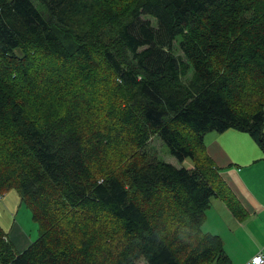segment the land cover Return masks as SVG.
Instances as JSON below:
<instances>
[{
  "label": "trees",
  "instance_id": "obj_1",
  "mask_svg": "<svg viewBox=\"0 0 264 264\" xmlns=\"http://www.w3.org/2000/svg\"><path fill=\"white\" fill-rule=\"evenodd\" d=\"M230 128L264 151V0H0V198L39 230L0 223V264H230L202 229L242 211L204 140Z\"/></svg>",
  "mask_w": 264,
  "mask_h": 264
},
{
  "label": "crops",
  "instance_id": "obj_2",
  "mask_svg": "<svg viewBox=\"0 0 264 264\" xmlns=\"http://www.w3.org/2000/svg\"><path fill=\"white\" fill-rule=\"evenodd\" d=\"M204 140L242 211L235 213L224 199L214 197L202 229L222 237L230 264H256L252 259L260 251L264 254V151L249 133L235 128L210 131ZM15 226L9 238L23 250L32 240Z\"/></svg>",
  "mask_w": 264,
  "mask_h": 264
},
{
  "label": "rangeland",
  "instance_id": "obj_3",
  "mask_svg": "<svg viewBox=\"0 0 264 264\" xmlns=\"http://www.w3.org/2000/svg\"><path fill=\"white\" fill-rule=\"evenodd\" d=\"M144 19L150 20L155 24V20L149 16H143ZM175 53L180 54L181 51L178 48L177 43L174 45ZM99 63V58L96 61ZM57 66L52 63V68ZM51 75V73H48ZM79 83V80H77ZM86 89V87L84 88ZM88 99H90L89 92H87ZM83 97L82 102L85 107L89 109V101L87 98H84L85 93L81 94ZM94 104V102H92ZM151 159L164 160L166 162L172 163L178 167L185 166L190 168L193 166L192 160L190 158L186 159L185 162L181 163L177 158L170 153L169 147L163 142L160 136L154 135L152 139L148 142L147 146L144 148ZM0 223L6 232L9 233V236L12 237L11 229L16 224L15 227L19 229L22 228L28 235V239L36 240L39 235L38 224L33 220L31 211L21 202V198L17 190L12 189L0 198ZM29 243V241H28ZM27 243V244H28ZM26 245H24L25 247ZM19 249V247H17ZM139 264H145L143 260L139 261Z\"/></svg>",
  "mask_w": 264,
  "mask_h": 264
},
{
  "label": "built area",
  "instance_id": "obj_4",
  "mask_svg": "<svg viewBox=\"0 0 264 264\" xmlns=\"http://www.w3.org/2000/svg\"><path fill=\"white\" fill-rule=\"evenodd\" d=\"M251 262H255L256 264H264V254L260 251Z\"/></svg>",
  "mask_w": 264,
  "mask_h": 264
}]
</instances>
